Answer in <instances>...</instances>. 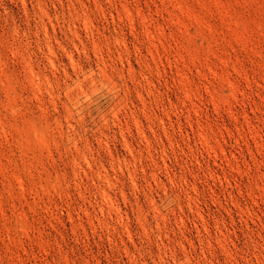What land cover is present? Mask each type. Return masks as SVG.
I'll list each match as a JSON object with an SVG mask.
<instances>
[{"label":"rangeland","instance_id":"1","mask_svg":"<svg viewBox=\"0 0 264 264\" xmlns=\"http://www.w3.org/2000/svg\"><path fill=\"white\" fill-rule=\"evenodd\" d=\"M0 264H264V0H0Z\"/></svg>","mask_w":264,"mask_h":264}]
</instances>
